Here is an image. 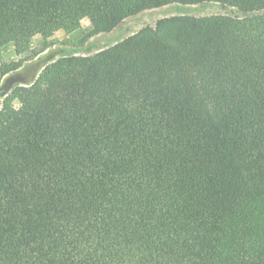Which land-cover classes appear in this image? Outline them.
Masks as SVG:
<instances>
[{
	"label": "trees",
	"instance_id": "16d2710c",
	"mask_svg": "<svg viewBox=\"0 0 264 264\" xmlns=\"http://www.w3.org/2000/svg\"><path fill=\"white\" fill-rule=\"evenodd\" d=\"M204 2L245 16L159 19L5 97L0 264H264V0H0V53Z\"/></svg>",
	"mask_w": 264,
	"mask_h": 264
},
{
	"label": "rangeland",
	"instance_id": "374dc122",
	"mask_svg": "<svg viewBox=\"0 0 264 264\" xmlns=\"http://www.w3.org/2000/svg\"><path fill=\"white\" fill-rule=\"evenodd\" d=\"M188 15L194 17L210 15H226L244 17L245 15L233 7L218 3L204 2L193 5L169 4L159 8L144 10L125 18L109 33L86 37L91 30L87 19L67 29L58 28L45 41L40 35L31 39L28 51L16 53L13 44L5 45L0 53V65L24 59L21 67L5 75L0 82V107L3 100L16 86L30 85L49 63L63 56L91 55L105 49L145 27H155L162 18ZM14 107L18 101L12 100Z\"/></svg>",
	"mask_w": 264,
	"mask_h": 264
}]
</instances>
